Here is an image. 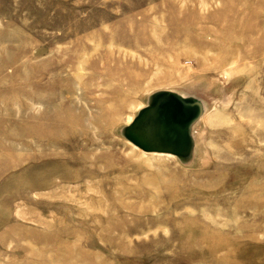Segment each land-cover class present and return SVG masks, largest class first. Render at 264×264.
Here are the masks:
<instances>
[{"label":"rangeland","instance_id":"1","mask_svg":"<svg viewBox=\"0 0 264 264\" xmlns=\"http://www.w3.org/2000/svg\"><path fill=\"white\" fill-rule=\"evenodd\" d=\"M159 91L189 165L122 135ZM0 264H264V0H0Z\"/></svg>","mask_w":264,"mask_h":264},{"label":"water","instance_id":"2","mask_svg":"<svg viewBox=\"0 0 264 264\" xmlns=\"http://www.w3.org/2000/svg\"><path fill=\"white\" fill-rule=\"evenodd\" d=\"M203 111L198 99L159 91L150 96L122 135L144 153L169 155L186 166L193 159V132Z\"/></svg>","mask_w":264,"mask_h":264},{"label":"bare ground","instance_id":"3","mask_svg":"<svg viewBox=\"0 0 264 264\" xmlns=\"http://www.w3.org/2000/svg\"><path fill=\"white\" fill-rule=\"evenodd\" d=\"M159 156H166V157H172V156H169V155H162V154H161V155H159Z\"/></svg>","mask_w":264,"mask_h":264}]
</instances>
